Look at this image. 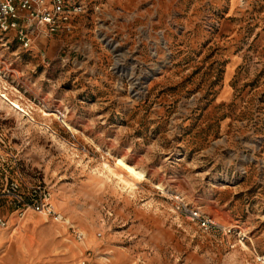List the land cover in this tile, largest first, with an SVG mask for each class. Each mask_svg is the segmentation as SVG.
<instances>
[{"label":"rangeland","instance_id":"374dc122","mask_svg":"<svg viewBox=\"0 0 264 264\" xmlns=\"http://www.w3.org/2000/svg\"><path fill=\"white\" fill-rule=\"evenodd\" d=\"M63 1L0 32V264H264V0Z\"/></svg>","mask_w":264,"mask_h":264},{"label":"built area","instance_id":"2783aa9c","mask_svg":"<svg viewBox=\"0 0 264 264\" xmlns=\"http://www.w3.org/2000/svg\"><path fill=\"white\" fill-rule=\"evenodd\" d=\"M75 10V9H74ZM64 13L63 0H0V32H6L9 29L16 27V22L20 18V14L24 19L30 22L37 21L44 26L48 32H53L57 24L64 20L62 17ZM16 39L23 47L27 46L28 38L22 33V30L16 32ZM11 193L16 192V185L9 183L7 187ZM16 203H20L18 195H13ZM30 209L33 212L41 213L56 222L67 225V221L59 214L54 212L50 205L46 202L45 196H39L37 199L31 201ZM191 216L196 219L199 226L205 227V221L199 219L198 216L192 212ZM5 220L0 216V230L5 228ZM76 241L82 240V234L73 232ZM79 264H86L80 261Z\"/></svg>","mask_w":264,"mask_h":264},{"label":"bare ground","instance_id":"6f19581e","mask_svg":"<svg viewBox=\"0 0 264 264\" xmlns=\"http://www.w3.org/2000/svg\"><path fill=\"white\" fill-rule=\"evenodd\" d=\"M0 98H2L5 101H7V99L5 98V96L1 94V91H0ZM9 105L12 108L16 109V110H20L19 109V106L16 105V104H14V103H10ZM117 166L120 168V170L122 171L123 175H125L127 178L133 179L134 181H136L135 179H141L142 176H143L140 171L137 172L133 167H131L130 165L126 164L124 162V160H122V159H119L118 160ZM110 173L112 175L118 177L119 180H120V182L125 183L127 186H130V187L134 186L133 184L124 181L123 178L121 177V175L119 176V174H115L113 171L112 172L110 171Z\"/></svg>","mask_w":264,"mask_h":264}]
</instances>
